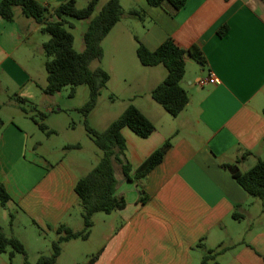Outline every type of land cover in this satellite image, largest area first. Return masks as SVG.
<instances>
[{
    "label": "crops",
    "instance_id": "crops-1",
    "mask_svg": "<svg viewBox=\"0 0 264 264\" xmlns=\"http://www.w3.org/2000/svg\"><path fill=\"white\" fill-rule=\"evenodd\" d=\"M37 1L52 11L66 0ZM125 3L123 17L103 40L101 65L94 68L109 72L112 91L124 85L123 111L136 105L156 129L147 137L129 126L121 129L132 178L124 176L120 164L114 167L116 194L126 204L94 214L83 264H202L206 248L219 245L225 247L216 257L221 264H264V200L233 176L234 170L247 171L264 157V0H187L177 11L169 3ZM15 13L13 20L0 15V180L12 198L6 207L0 205V226L25 244L32 259L43 253H32L31 243L56 240L59 225L83 229L75 185L102 154L94 166L77 168L64 158L51 161L39 153L40 121L26 105L44 114L54 111V94L43 90L45 62L42 67L37 60L44 61L46 40H34L42 31L39 22L23 15L19 6ZM168 38L185 49L198 47L205 58L200 63L186 57L181 85L189 103L177 116L152 96L167 76L166 67L136 59L138 39L154 50ZM210 71L219 81L201 85L199 79ZM167 139L171 145L162 161L137 177ZM235 211L244 217L236 219ZM77 239L61 244L56 264L65 245ZM44 249L51 253L48 243ZM7 254L0 253V264H15ZM17 258L22 264L23 256Z\"/></svg>",
    "mask_w": 264,
    "mask_h": 264
},
{
    "label": "trees",
    "instance_id": "trees-1",
    "mask_svg": "<svg viewBox=\"0 0 264 264\" xmlns=\"http://www.w3.org/2000/svg\"><path fill=\"white\" fill-rule=\"evenodd\" d=\"M147 1L154 6L169 3L175 11L181 9L187 2V0ZM98 3L99 0H89L85 6L79 7L77 0H66L52 8L51 11L48 6L37 0H1L0 2V15L4 18L13 20L16 15L15 8L19 6L23 15L35 19L42 25L41 30L50 35L43 44L48 57L45 61L47 71V85L43 89L45 93L55 94L63 87L71 85L70 94L73 95L76 86L81 84L89 86V101L80 108L86 117L96 106L102 89L107 86L110 79V74L105 68L102 66L91 68V63L94 60L102 61L104 57L103 40L125 13L120 0H108L100 12L93 16ZM129 13L139 15L136 10H131ZM69 16L77 19H90L83 34L84 48L82 51L75 48L74 34L67 27V24L73 27V23L68 20ZM225 30L226 27L222 28L220 33L223 34ZM136 51L143 65L162 64L166 67L167 76L153 88L152 96L171 115L177 116L189 103V94L181 85L186 72V57L190 55L200 63H204L205 58L201 50L196 46L189 49L182 48L172 38H168L154 50L149 49L138 39ZM32 118L38 122L34 116ZM39 126L47 129L44 122H39ZM124 126H129L143 137L149 136L156 129L154 122L132 103L102 131L91 127L85 118L86 130L102 151V156L99 162L81 176L75 185L82 205L83 229L75 231L66 224L59 225L56 228L59 236L52 242L51 253L41 254L36 263H33L29 259L25 244L18 237L8 235L0 226V253L8 252L10 260L16 253H20L23 256L22 264H56L61 254V244L64 241L72 238L86 239L89 236L96 212L110 213L125 206V198L116 194L119 179L114 167L115 162L120 164L124 176L132 178L131 165L125 153V138L121 132ZM170 145V139H167L149 156L136 172V176H146L162 161ZM67 147L78 148L80 143L69 144ZM233 176L249 194L264 200V157L247 171L234 170ZM140 199L145 201L147 196L141 193ZM11 200L8 190L0 180V205L6 207ZM10 216L12 224L14 213L11 212ZM233 216L240 220L244 214L235 211ZM224 249L222 245H219V248H206L202 264H221L216 257Z\"/></svg>",
    "mask_w": 264,
    "mask_h": 264
},
{
    "label": "rangeland",
    "instance_id": "rangeland-1",
    "mask_svg": "<svg viewBox=\"0 0 264 264\" xmlns=\"http://www.w3.org/2000/svg\"><path fill=\"white\" fill-rule=\"evenodd\" d=\"M89 0H77V5L83 7ZM108 0H100L96 10L93 14L96 15L100 12L102 6ZM123 8L127 10L125 0H123ZM68 20L73 23V27H67L73 32L75 37V48L80 51L83 47V34L88 27L90 19H77L69 16ZM44 37L48 40L50 35L39 31L35 36V41ZM39 53V52H38ZM46 53L44 54V61L40 59L38 63L44 67V63L47 60ZM109 56L107 57V61ZM138 59V57L136 58ZM100 62V61H99ZM96 65H101L97 60L92 61L91 68ZM165 71L166 68H164ZM46 73V68L44 69ZM108 85V83H107ZM112 86V84H111ZM124 85L121 83L119 87L112 91L110 86H105L101 94L99 95L98 101L94 109L86 117L80 110L90 98V88L86 84H81L75 87V93L70 94L72 86L67 85L60 90V93L54 94L53 109L51 113H40L36 111L33 106L26 105L29 112L40 122H44L47 129H40L38 135L42 140L41 145H37V149L40 154L44 155L47 159L55 161L59 158H64L68 162H73L75 167L79 166H94L99 160V155L102 151L95 144L94 140L88 134L85 127V118L89 125L97 130H105L109 124L116 119L124 109L125 102H127L126 92L123 90ZM53 96V95H52ZM51 96V97H52ZM41 104V103H40ZM42 106V105H41ZM6 116V115H5ZM81 143V147H67L69 144ZM114 165H117L115 162ZM118 172V170H117ZM82 211V210H81ZM100 215H105L102 213ZM81 222L83 218L81 216ZM5 230H8L5 227ZM55 237H45L39 242V244H32V253H48L44 249L45 243H48L50 250L52 251V242ZM46 241V242H45ZM47 246V244H46ZM91 248V241H86L84 238H78L71 244L65 245V250L62 258L59 260V264H83L87 259L85 252ZM42 250V251H41ZM8 253V252H6ZM8 255V254H7ZM16 258L13 257V262L17 264L18 258L22 257L20 253H16ZM40 255H36L30 259L31 262L36 263ZM74 256L75 258H72Z\"/></svg>",
    "mask_w": 264,
    "mask_h": 264
},
{
    "label": "built area",
    "instance_id": "built-area-1",
    "mask_svg": "<svg viewBox=\"0 0 264 264\" xmlns=\"http://www.w3.org/2000/svg\"><path fill=\"white\" fill-rule=\"evenodd\" d=\"M219 81L218 77L215 75V73H213L212 71H210L209 75L207 77H201L199 79V83L201 85H205L207 83H217Z\"/></svg>",
    "mask_w": 264,
    "mask_h": 264
}]
</instances>
